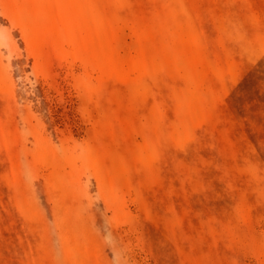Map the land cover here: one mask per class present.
<instances>
[{"label":"rangeland","instance_id":"1","mask_svg":"<svg viewBox=\"0 0 264 264\" xmlns=\"http://www.w3.org/2000/svg\"><path fill=\"white\" fill-rule=\"evenodd\" d=\"M0 264H264V0H0Z\"/></svg>","mask_w":264,"mask_h":264}]
</instances>
